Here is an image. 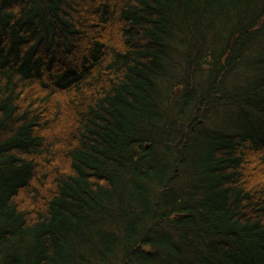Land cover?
I'll list each match as a JSON object with an SVG mask.
<instances>
[{"label": "trees", "instance_id": "16d2710c", "mask_svg": "<svg viewBox=\"0 0 264 264\" xmlns=\"http://www.w3.org/2000/svg\"><path fill=\"white\" fill-rule=\"evenodd\" d=\"M0 264H264V0H0Z\"/></svg>", "mask_w": 264, "mask_h": 264}]
</instances>
